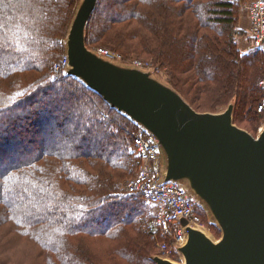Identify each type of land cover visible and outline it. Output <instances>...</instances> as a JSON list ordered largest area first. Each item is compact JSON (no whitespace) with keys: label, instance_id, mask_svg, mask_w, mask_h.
<instances>
[{"label":"trees","instance_id":"obj_1","mask_svg":"<svg viewBox=\"0 0 264 264\" xmlns=\"http://www.w3.org/2000/svg\"><path fill=\"white\" fill-rule=\"evenodd\" d=\"M249 1L98 0L86 45L152 61L197 112L233 103L234 123L254 130L264 53L244 52ZM80 2L0 0V252L17 264H156V208L120 189L142 164L140 125L55 71Z\"/></svg>","mask_w":264,"mask_h":264},{"label":"water","instance_id":"obj_2","mask_svg":"<svg viewBox=\"0 0 264 264\" xmlns=\"http://www.w3.org/2000/svg\"><path fill=\"white\" fill-rule=\"evenodd\" d=\"M98 0H81L66 37L69 76L81 79L112 108L153 134L165 155L164 182H186L222 236L182 225L184 262L155 256L156 264H264V127L258 136L234 123V104L197 112L150 71L99 56L86 45Z\"/></svg>","mask_w":264,"mask_h":264},{"label":"built area","instance_id":"obj_3","mask_svg":"<svg viewBox=\"0 0 264 264\" xmlns=\"http://www.w3.org/2000/svg\"><path fill=\"white\" fill-rule=\"evenodd\" d=\"M245 8L249 16L248 33L251 37L247 51L264 53V0H251L245 4ZM96 53L115 63L150 71L153 76L158 77L157 73L160 69H157L152 61L135 58L127 62L121 55L111 51ZM69 67L66 47L55 71H67ZM259 86L263 90V96L258 106V112L264 115V79L260 81ZM140 127L132 135L142 164L136 176L126 182V190L140 193L147 203L156 208V220L160 234L171 241L158 242V248L164 258L182 263L184 258L180 247L187 242L188 232L186 226H183L181 222L186 219L189 225L205 229L198 225L197 212L199 210L208 212V210L190 190L186 182H164L166 162H164L162 148L153 134L142 126Z\"/></svg>","mask_w":264,"mask_h":264},{"label":"rangeland","instance_id":"obj_4","mask_svg":"<svg viewBox=\"0 0 264 264\" xmlns=\"http://www.w3.org/2000/svg\"><path fill=\"white\" fill-rule=\"evenodd\" d=\"M112 3V2H111ZM246 4V3H245ZM244 10L246 11V8H245V5H244ZM249 27V24H248V26H244V28H248ZM90 49V48H89ZM245 49H246V51H247V47L246 48H244V52H245ZM92 51H94L95 53L96 52H106V51H111V52H114V53H117V54H119V55H121L122 56V58H123V60L124 61H130L131 59H135V58H138V59H142V58H139V57H131V58H128V59H126L124 56H123V54H121V53H119V52H117V51H115V50H112V49H110V48H93V49H91ZM144 60H146V59H144ZM150 61V60H149ZM165 70H159V72L157 73V78H160V79H162V78H166L165 77V75H166V71H165V73L163 74V72H164ZM163 79V80H164ZM243 126H244V128L243 127H240V128H242V129H244V130H246V131H248L249 133H251L252 135H254V136H258L259 134H260V132L262 131L261 130V128H263L264 127V120H261L260 121V123H259V125H258V127H257V129H252V127L250 126V124L248 123V124H243ZM250 128V130L251 131H249L248 129ZM261 130V131H260ZM164 156V159H165V155H163ZM164 162H166V161H164ZM136 176V173H135V175L133 176V177H135ZM132 177V178H133ZM128 181V179H126V180H124L123 182H121L120 183V189L121 190H125V191H127L126 190V186H125V184H126V182ZM155 211H156V209H155ZM199 226H203V228H205V230L206 231H208V233L210 234V236L214 239V240H219V238L222 236V231H221V235H219L218 233H216L213 229L211 230V229H209V227H206V225H204V224H202L201 222H199V224H198ZM158 238H162L163 239V241H166V240H168V239H166V238H164V237H162L161 236V234L158 232ZM169 242H171V241H169ZM156 252H158V254H156L157 256H161V257H163V254L160 252V250H159V248H158V251H156ZM6 254V255H5ZM5 254H3L2 252H0V261H1V263H2V261L3 262H7L8 264H17V259H18V255L15 253V251H11L10 253H5ZM14 258H17L16 260L14 259ZM12 259H14L13 261H11ZM23 264H32V262H30V260H27L26 261V263L24 262Z\"/></svg>","mask_w":264,"mask_h":264},{"label":"crops","instance_id":"obj_5","mask_svg":"<svg viewBox=\"0 0 264 264\" xmlns=\"http://www.w3.org/2000/svg\"><path fill=\"white\" fill-rule=\"evenodd\" d=\"M247 18H248V17H247ZM247 18H245V20H244V22L247 24L246 26H248V24H249Z\"/></svg>","mask_w":264,"mask_h":264}]
</instances>
